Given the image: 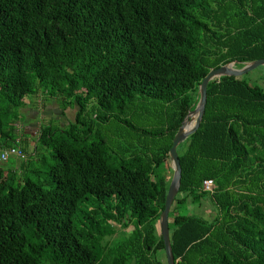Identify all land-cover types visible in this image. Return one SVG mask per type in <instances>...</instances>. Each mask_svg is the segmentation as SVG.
Masks as SVG:
<instances>
[{
	"label": "trees",
	"instance_id": "trees-1",
	"mask_svg": "<svg viewBox=\"0 0 264 264\" xmlns=\"http://www.w3.org/2000/svg\"><path fill=\"white\" fill-rule=\"evenodd\" d=\"M259 58L264 0H0V154H26L22 182L0 168V264H167L173 139L212 68ZM41 87L75 119L42 125L32 163L17 123ZM177 151L175 264H264V88L210 81ZM206 198L212 220L180 212Z\"/></svg>",
	"mask_w": 264,
	"mask_h": 264
},
{
	"label": "water",
	"instance_id": "water-1",
	"mask_svg": "<svg viewBox=\"0 0 264 264\" xmlns=\"http://www.w3.org/2000/svg\"><path fill=\"white\" fill-rule=\"evenodd\" d=\"M231 64H243L242 67H230ZM260 65H264V58H259L253 61L239 62L230 61L219 67L212 68L208 74L203 78L200 86V98L195 109L190 110L183 120L178 132L176 133L173 144L169 150V161L173 168V177L167 192L165 199L164 209L162 210L159 218L161 235L165 244V255L167 264H175L174 253L172 250L171 237H170V211L177 194L180 191L182 184V165L178 154V146L184 142L191 134L195 133L203 121L207 98H208V84L214 79H220L223 76H236L240 77L247 72L257 68ZM190 122H193L191 126H188Z\"/></svg>",
	"mask_w": 264,
	"mask_h": 264
},
{
	"label": "crops",
	"instance_id": "crops-1",
	"mask_svg": "<svg viewBox=\"0 0 264 264\" xmlns=\"http://www.w3.org/2000/svg\"><path fill=\"white\" fill-rule=\"evenodd\" d=\"M68 110L63 113L57 99L47 97L43 91L26 98V105L22 108V120L17 124L22 133L24 145L30 154L35 155L37 153L38 134L42 125L52 121H58L62 125L66 124ZM21 163V159L16 156L15 169L19 172H21Z\"/></svg>",
	"mask_w": 264,
	"mask_h": 264
},
{
	"label": "rangeland",
	"instance_id": "rangeland-1",
	"mask_svg": "<svg viewBox=\"0 0 264 264\" xmlns=\"http://www.w3.org/2000/svg\"><path fill=\"white\" fill-rule=\"evenodd\" d=\"M241 65H243V64H235L234 66L240 68ZM240 78L245 79L246 81H248L252 85H259V86L264 88V65L258 66L257 68H255V69L247 72L246 74L240 76ZM40 90L44 91V87H41ZM67 114H68V118H67L68 120L73 121L75 119V110L69 109L67 111ZM25 117H26V115H25ZM68 120H66V123L68 122ZM54 123L57 125H61V123H58V121H54ZM17 136H18V134H17ZM17 136H16V138H17ZM15 147H16L15 144L12 145L13 150H15ZM9 153H10L9 154V160L0 162V168L4 169L7 173L12 172L13 169L16 167V164H15L16 155L14 152H11V150L9 151ZM49 154H50L49 151L47 149L43 148L40 156L41 157L43 155L49 156ZM29 160L32 163H35V161H36L35 155L30 154ZM170 165H171V162H170ZM171 167H172V165H171ZM32 168H33V166H32ZM31 175L34 176L33 173H31ZM23 178H24V175L17 171V176H16L17 182H22ZM180 212L183 214L202 215L206 219L212 220L217 214V209H216L215 205L213 204L212 200L210 198H206V199H202L201 202L198 204H195V203L189 201V203L185 207L180 209ZM110 222H112L118 228L117 235L129 234L133 229L132 226L124 228V227H122L121 223H117L114 220H111ZM161 257H163V260L166 262L165 253H162Z\"/></svg>",
	"mask_w": 264,
	"mask_h": 264
},
{
	"label": "built area",
	"instance_id": "built-area-1",
	"mask_svg": "<svg viewBox=\"0 0 264 264\" xmlns=\"http://www.w3.org/2000/svg\"><path fill=\"white\" fill-rule=\"evenodd\" d=\"M9 151L10 150H5L0 154V161H7L9 159ZM17 156L24 159L26 157V154L23 150L22 147H18L15 150ZM203 186L206 190H212L215 186L214 181L212 179H207L204 181Z\"/></svg>",
	"mask_w": 264,
	"mask_h": 264
},
{
	"label": "bare ground",
	"instance_id": "bare-ground-1",
	"mask_svg": "<svg viewBox=\"0 0 264 264\" xmlns=\"http://www.w3.org/2000/svg\"><path fill=\"white\" fill-rule=\"evenodd\" d=\"M233 66H234V64H231L230 67H233ZM192 124H193V122H190L188 126H191Z\"/></svg>",
	"mask_w": 264,
	"mask_h": 264
}]
</instances>
